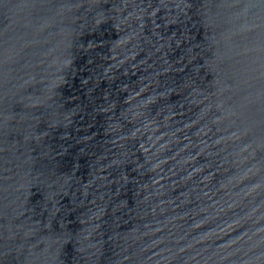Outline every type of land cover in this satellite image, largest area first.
Listing matches in <instances>:
<instances>
[{"label":"water","instance_id":"95a60500","mask_svg":"<svg viewBox=\"0 0 264 264\" xmlns=\"http://www.w3.org/2000/svg\"><path fill=\"white\" fill-rule=\"evenodd\" d=\"M0 264H264V0H0Z\"/></svg>","mask_w":264,"mask_h":264}]
</instances>
